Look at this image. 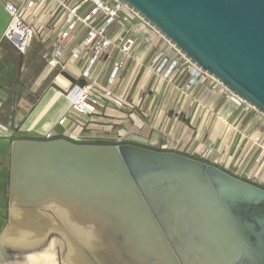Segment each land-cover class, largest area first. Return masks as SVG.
<instances>
[{
    "label": "water",
    "instance_id": "obj_1",
    "mask_svg": "<svg viewBox=\"0 0 264 264\" xmlns=\"http://www.w3.org/2000/svg\"><path fill=\"white\" fill-rule=\"evenodd\" d=\"M120 1L264 114V0ZM136 141L16 131L5 260L44 252L57 236L67 264H264V185Z\"/></svg>",
    "mask_w": 264,
    "mask_h": 264
},
{
    "label": "built area",
    "instance_id": "obj_2",
    "mask_svg": "<svg viewBox=\"0 0 264 264\" xmlns=\"http://www.w3.org/2000/svg\"><path fill=\"white\" fill-rule=\"evenodd\" d=\"M5 8L10 21L3 39L24 55L37 40L39 53L45 56V69L54 76L53 87L69 102L56 124L41 135L45 139L84 141L91 130L106 127V120L118 124L131 122L132 115L141 116L143 98L150 96L148 86L140 87L145 73L154 77L155 83L176 85L181 93L215 83L214 88L221 87L226 97L235 95L120 0H6ZM46 8L51 17L61 11L59 28L32 21V16ZM71 65L80 66L78 74L71 73ZM63 72L83 79L85 84L71 81ZM59 77L67 84L59 83ZM182 80L179 86L176 82ZM117 137L124 139L119 134ZM253 140L260 149L245 178L264 185V136L258 133ZM212 148L213 143L205 146L201 158L209 161ZM162 149L173 150L169 144Z\"/></svg>",
    "mask_w": 264,
    "mask_h": 264
},
{
    "label": "crops",
    "instance_id": "obj_3",
    "mask_svg": "<svg viewBox=\"0 0 264 264\" xmlns=\"http://www.w3.org/2000/svg\"><path fill=\"white\" fill-rule=\"evenodd\" d=\"M5 2L0 0V232L8 221L9 155L16 131H38L42 135L56 124L69 105L52 81L41 89L50 75L45 69L46 62L40 65L36 60L43 56L39 53L38 41L34 40L24 55L3 39L10 21ZM47 9L32 16V21L36 25L48 23L59 28L61 11L51 17ZM159 41L157 38L155 44ZM79 67L71 65V73L78 74ZM183 81L176 83L181 86ZM214 84L206 83L186 94L176 85L164 81L155 83V78L145 73L140 87H151L150 96L141 103L142 115H132L131 122L123 127L126 133L118 130L116 135L136 138L158 149L169 144L173 150L199 158L203 148L213 143L209 161L217 160L221 167L246 177L260 149L253 138L258 133L264 136V119L249 112L242 99L235 95L226 97L225 91L214 88ZM155 88H159L158 93L154 92ZM115 114L124 117L122 113Z\"/></svg>",
    "mask_w": 264,
    "mask_h": 264
},
{
    "label": "rangeland",
    "instance_id": "obj_4",
    "mask_svg": "<svg viewBox=\"0 0 264 264\" xmlns=\"http://www.w3.org/2000/svg\"><path fill=\"white\" fill-rule=\"evenodd\" d=\"M36 60L40 62V65H43L44 61H45V56H41V57L37 58ZM53 79H54V76H51L50 78H48V80L46 81L47 84L45 83V85H43V87L41 89L43 90L49 84V82L52 81ZM150 87H151V85L149 86V88ZM243 103L248 108L249 112L257 113V115H260L264 119V114L259 112L255 107L251 106L246 101H243ZM115 123L116 124H113L112 122H109L107 124L104 123L103 125H107L108 127L103 126V127L97 128L95 130H91L90 133L87 134V137L83 140L87 141V142H95V141L122 142V141H124V139H122V140L118 139L116 133L118 132V130H123V132L126 133V131L123 127H125L128 123H126V122L119 123V124H117V122H115ZM136 142L145 144L144 142H141V141H136ZM242 177H244V176H242ZM51 245H52V248L54 249L51 252L45 251V253H41V254L38 253L37 255H31L32 257L26 256V258H23L21 260L17 259L14 261H10V260L8 261V260H1L0 259V264H11V263L12 264H20L23 260L24 261L22 262V264H35L33 260H35L37 258L39 259L42 256L43 257L44 256L45 257H57L58 264H67L64 261V258L62 256V253L64 251V241L60 237L55 236L52 239ZM29 258H31V260L29 262H27V260Z\"/></svg>",
    "mask_w": 264,
    "mask_h": 264
},
{
    "label": "bare ground",
    "instance_id": "obj_5",
    "mask_svg": "<svg viewBox=\"0 0 264 264\" xmlns=\"http://www.w3.org/2000/svg\"><path fill=\"white\" fill-rule=\"evenodd\" d=\"M32 44H33V42L30 44V46H29V48L32 46ZM29 48H28V50H29ZM28 50H27V52H28ZM58 81H59V83H61L62 85H66L67 84V80H65L64 78H62V77H59L58 78ZM244 101V100H243ZM54 250V249H53ZM52 251V250H51ZM50 251V252H51ZM32 257V256H31ZM31 260V258H29L28 260H27V262H29ZM34 261V263L35 264H58V259H57V257H40L39 259L37 258V259H35V260H33Z\"/></svg>",
    "mask_w": 264,
    "mask_h": 264
},
{
    "label": "flooded vegetation",
    "instance_id": "obj_6",
    "mask_svg": "<svg viewBox=\"0 0 264 264\" xmlns=\"http://www.w3.org/2000/svg\"><path fill=\"white\" fill-rule=\"evenodd\" d=\"M55 240V239H54ZM54 242V241H53ZM53 251V248H52V245H51V247H50V249H48V250H46V251ZM45 252V251H44ZM4 253V252H3ZM40 254L41 253H43V252H39ZM38 253H36V254H32V255H37ZM4 256H6V255H4ZM30 257V256H29ZM24 258H26V257H24ZM28 258V257H27ZM0 259L1 260H5V258L2 256V255H0ZM23 262V261H22ZM22 262L20 263V264H22Z\"/></svg>",
    "mask_w": 264,
    "mask_h": 264
}]
</instances>
